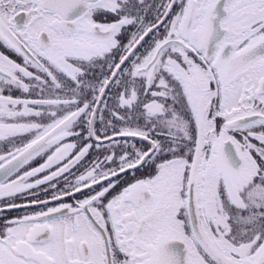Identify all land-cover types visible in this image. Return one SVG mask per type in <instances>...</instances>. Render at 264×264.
Instances as JSON below:
<instances>
[{
	"label": "snow or ice",
	"instance_id": "snow-or-ice-1",
	"mask_svg": "<svg viewBox=\"0 0 264 264\" xmlns=\"http://www.w3.org/2000/svg\"><path fill=\"white\" fill-rule=\"evenodd\" d=\"M0 264H264V0H0Z\"/></svg>",
	"mask_w": 264,
	"mask_h": 264
}]
</instances>
